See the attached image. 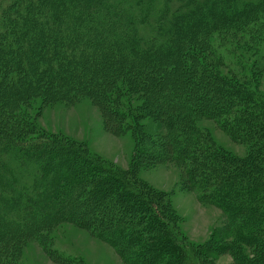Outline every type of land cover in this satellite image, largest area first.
Returning a JSON list of instances; mask_svg holds the SVG:
<instances>
[{
    "label": "trees",
    "instance_id": "1",
    "mask_svg": "<svg viewBox=\"0 0 264 264\" xmlns=\"http://www.w3.org/2000/svg\"><path fill=\"white\" fill-rule=\"evenodd\" d=\"M129 1L149 11L131 14ZM240 27L253 29V34L264 31V0H10L0 9V125L17 119L18 89H28L27 95L36 91L46 96L81 93L95 98L111 87L101 86L116 73L130 81L160 83L161 75L167 78L181 68L184 79H176L175 74L161 85L181 99V94L192 96L200 84L203 89L192 111L221 112L224 98L249 101L237 89H223L222 80L206 74L198 64L206 51L221 44V37L238 34ZM175 81L186 85L182 91L174 88ZM256 104L260 102L251 104L249 123L237 126L242 141L252 135L258 139L256 152L235 164L212 152L198 178L188 177L194 186L203 187L200 199L215 204L227 219L222 234L211 240L209 252H199L185 241L155 203L124 199L118 182L110 187L105 184L107 177H94L98 166L93 160L73 166L70 161L75 157L85 162L78 149L46 138L14 145L0 141V264H6L10 244L62 222L86 224L92 233L98 232L110 244L118 243L124 251L137 243L138 250L132 253L136 264H209L208 255L231 256L233 264H262L264 248L256 249L264 243L260 197L264 191L254 186V177L264 168V112L262 107L258 112ZM222 167L226 168L220 172ZM82 173L87 181L95 179L86 183L91 185L87 193V185L80 182ZM110 190L122 202L119 210L117 204L108 205L102 220L108 226L96 220L99 215L80 214V221L78 212L69 208L74 199L81 205L92 200L94 207ZM115 211L125 213L127 219H113ZM142 236L149 243L141 242Z\"/></svg>",
    "mask_w": 264,
    "mask_h": 264
},
{
    "label": "rangeland",
    "instance_id": "2",
    "mask_svg": "<svg viewBox=\"0 0 264 264\" xmlns=\"http://www.w3.org/2000/svg\"><path fill=\"white\" fill-rule=\"evenodd\" d=\"M0 1V9H4L10 0ZM129 5L131 14L149 11L142 4L129 1ZM240 28L236 35L221 37V44L216 43L214 48L206 51L198 64L206 74H214L222 80L223 89H237L238 94L245 93L249 101H238L237 96L234 97L237 94L233 93L235 100H231L232 103L226 98L222 100L221 112L192 111L196 97H200L203 89L200 84L192 96L181 94L182 100L169 89L166 92L167 85H161L163 80L168 82L175 74L176 79H184L181 68L167 78L164 75L158 77L160 83L142 79L130 81L116 73L112 75L113 80H104L101 87L109 84L111 87L100 90H104L103 96L92 99L81 93L66 98L63 94L46 96L36 91L27 95L28 89H18L20 112L15 113L17 119L10 125L7 121L0 125V141L14 145L46 138L65 148L78 149L85 162L80 163L75 157L70 161L73 166L88 165L93 160L98 166L94 177H107L106 186L122 185L124 199L155 203L164 220L174 225L185 241L199 248V252H209L211 240L217 233L222 234L227 219L215 204L200 199L203 187L194 186L188 177L195 175L198 178L210 162L212 152H220L222 158L234 164L243 161L246 155L254 154L258 139L252 135L242 141L244 137L239 135L237 126L249 123L252 103L260 102L256 104V110L259 112L262 107L264 112V31L253 34V29ZM175 85L174 88L180 91L186 86L176 81ZM251 125L254 129V123ZM99 167H105L107 171ZM243 168L238 171H244ZM261 168L257 171L259 175L254 177V186L258 184L264 191V168ZM80 178L83 184L95 180L87 181L83 173ZM89 184L84 185L87 187L85 193ZM78 192L83 194L81 190ZM112 193L110 190L98 203L93 201L96 207L92 200L81 205L74 199L69 202V208L79 213L80 221V214L99 215L95 219L102 221L108 213V205L117 204V210L120 208L122 200ZM260 197L264 203V192ZM111 217L127 219L125 213L119 211L113 212ZM102 222L108 226L107 221ZM146 238L142 236L140 241H147ZM263 248L264 243H261L256 252H262ZM122 249L118 243L110 244L107 238L105 241L98 232L92 233L86 224L62 222L38 236L10 244L6 264H136L132 253L138 250V244L125 251ZM207 260L209 264H233L235 261L228 255H208ZM260 263L264 264V260Z\"/></svg>",
    "mask_w": 264,
    "mask_h": 264
}]
</instances>
